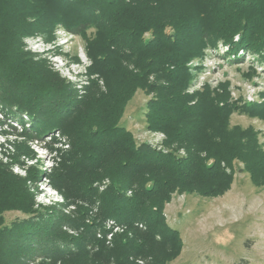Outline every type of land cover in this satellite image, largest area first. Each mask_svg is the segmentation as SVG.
I'll return each mask as SVG.
<instances>
[{
  "label": "trees",
  "instance_id": "obj_1",
  "mask_svg": "<svg viewBox=\"0 0 264 264\" xmlns=\"http://www.w3.org/2000/svg\"><path fill=\"white\" fill-rule=\"evenodd\" d=\"M59 27L85 43L84 96L24 51V37L51 43ZM220 48L228 61L255 55L264 65V0H0V106L5 116L30 120L22 134L12 133L26 145L16 146L17 156L59 131L69 148L57 150L48 178L65 206H77L73 216L35 209L27 179L0 166V264H169L184 248L165 216L175 194L223 196L235 162L264 187L259 132L231 125L235 113L264 122V101H233L229 82L187 93L195 79L189 64ZM138 90L152 96L146 128L166 134L167 154L120 125ZM42 175L32 168L27 178L38 184ZM9 212L22 217L7 224ZM108 219L132 226V236H116L112 246L98 240Z\"/></svg>",
  "mask_w": 264,
  "mask_h": 264
},
{
  "label": "rangeland",
  "instance_id": "obj_2",
  "mask_svg": "<svg viewBox=\"0 0 264 264\" xmlns=\"http://www.w3.org/2000/svg\"><path fill=\"white\" fill-rule=\"evenodd\" d=\"M59 36L55 33L56 39L51 43L46 42L40 35L26 36L23 39L24 51L34 56L35 60L46 61L49 67L63 79L67 80L68 77H71L68 73H71L75 80L85 81L84 76L87 77V68L91 65V61L86 55L84 41L75 36L67 45L58 46L55 43ZM36 37H40L41 42H36ZM54 45L55 47H53ZM225 52L226 48H220L218 52L208 50L203 59L192 61L189 66L195 79L191 86L195 82L198 85L204 84L203 88L208 85L211 89H217L222 83L229 82L233 101L241 98L243 102H263L264 98L261 95L264 93V65L258 64L255 55L247 56L244 63L236 64L224 57ZM56 56L63 60L53 59ZM75 57L79 59V63L74 61ZM60 61L68 66L69 71L61 66ZM252 69L256 71L255 75H252ZM77 73L79 75L75 76ZM72 84L78 90L76 84ZM88 85L89 83L83 84V87L86 88ZM99 85L103 91L106 90L103 80L99 81ZM191 86L188 88V94H190ZM203 88L197 92L203 91ZM254 89L255 94L253 95ZM250 95L253 96V101H249ZM151 97L144 91L138 90L128 103L120 122L121 126L134 134L137 141L141 134L148 131L145 113L147 102ZM231 125L243 128L253 127L259 132L260 142L264 147L263 121L235 113L232 115ZM164 135L166 137L165 144L167 136ZM20 141L14 138L4 140L0 134V166H7L15 176L27 179V186L35 196V209L55 207L62 210L64 214L73 216L77 211V206L71 204L65 206L66 200L63 195L55 189L53 190L49 182L48 175L52 174L54 170L51 168L53 166L52 156L32 146L33 150L31 147L28 150L29 153L32 151L34 153L25 152L26 155H22L24 153L21 151L19 153L22 156L19 157L16 146L26 147ZM67 148L68 146L63 150L65 151ZM181 151L185 153L183 149L178 152ZM44 154L48 156L45 158ZM14 157L19 158L12 161L11 158ZM58 162H60V158ZM58 162L54 167L58 166ZM234 167L236 173L231 189L223 196L208 199L197 195L175 194L171 202L166 205L167 222L180 232L184 242L181 255L169 264H264V187L257 188L253 185L250 175L241 171L243 164L235 162ZM32 168H37L42 172L40 184H34L28 180L27 177ZM227 171L230 172L229 169ZM103 183L108 184L109 180H104ZM100 190L102 189L100 188ZM128 194L130 196L131 192ZM19 217H22L19 212H9L5 215L6 223L10 224ZM126 226L129 231L124 235L132 236V226ZM138 228H143V226L139 225ZM68 232L72 235L77 233L72 230H68ZM119 235L121 234L116 236ZM116 236L108 246H112ZM137 264H145V261L139 260Z\"/></svg>",
  "mask_w": 264,
  "mask_h": 264
},
{
  "label": "built area",
  "instance_id": "obj_3",
  "mask_svg": "<svg viewBox=\"0 0 264 264\" xmlns=\"http://www.w3.org/2000/svg\"><path fill=\"white\" fill-rule=\"evenodd\" d=\"M56 33L60 35L57 39V43H55V45L58 44V46L67 45L68 42L70 40H73L75 37L74 35L66 32L62 27H59L57 29ZM35 39H36V42L37 41L41 42L40 37H36ZM55 45L53 47H55ZM57 58H60V57L56 56L53 59H57ZM61 60H63V59H61ZM60 64L62 67H65L68 70V68H67L68 66L66 64H64L63 61L62 62L60 61ZM70 68L74 71V69L72 67H70ZM68 74L71 77H73L71 73H68ZM78 75H79V73H77L75 76H78ZM71 77H68L67 80L69 79L68 81L70 83L76 84V88L78 89L79 96L85 95L86 90L83 87V84L86 85L89 83L88 76L87 77L84 76L86 78L85 81H83L81 79L75 80L74 77H73V79H74L73 80V79H71ZM93 78H95V77H93ZM203 86H204V84L198 85V84H195V82H194L193 85L191 86L190 91H189L190 94H194L195 92L199 91L201 88H203ZM252 93H253V95L255 94V89L252 91ZM249 101H253V96H251V95L249 96ZM0 116H1V118H0V134L2 135L3 139L5 140L7 138H14V139L20 140L17 135H14L12 133L15 132L18 135L22 134L24 131V126L29 127L30 120L28 119L27 115H23L21 120L18 117L5 116V114L3 112V107L0 106ZM1 127H3V129H1ZM55 139L57 140L56 142H54ZM164 139H166L164 134L159 133V132H152V131L148 130L139 136L138 141L140 143H147L152 148L156 149L157 151H161V152L167 154L170 152V150L165 147ZM29 145L31 148H32V146H35L39 151H45L49 156H52L53 166L51 168H54V166L57 165V162L59 160V158H58L59 155H58L57 150L58 149L63 150V148L68 146L67 140L65 139V137H63L61 135V133L59 131L49 133L41 140H34V141L30 142ZM50 146H52L54 151H52L50 149ZM68 148H69V146H68ZM48 155H45L44 157L46 158V156H48ZM179 155L185 156V153L183 151H181V152H179ZM41 182H39V184ZM101 189L103 190V187H101ZM128 231H129V228L126 225H124L120 222H117L116 220L108 219L104 222L103 227L99 228V230L97 231V238L104 241L107 245H110L114 236H116L118 234L124 235Z\"/></svg>",
  "mask_w": 264,
  "mask_h": 264
}]
</instances>
